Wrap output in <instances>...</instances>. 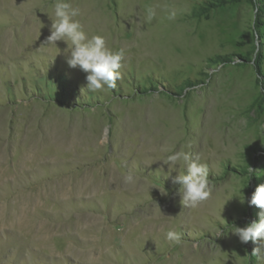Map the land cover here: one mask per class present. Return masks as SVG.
Returning <instances> with one entry per match:
<instances>
[{
  "label": "rangeland",
  "instance_id": "374dc122",
  "mask_svg": "<svg viewBox=\"0 0 264 264\" xmlns=\"http://www.w3.org/2000/svg\"><path fill=\"white\" fill-rule=\"evenodd\" d=\"M55 2L0 0V264H264L231 231L258 222L264 185V0H68L125 51L97 92L46 44ZM176 151L208 165L195 208Z\"/></svg>",
  "mask_w": 264,
  "mask_h": 264
},
{
  "label": "clouds",
  "instance_id": "9594fccd",
  "mask_svg": "<svg viewBox=\"0 0 264 264\" xmlns=\"http://www.w3.org/2000/svg\"><path fill=\"white\" fill-rule=\"evenodd\" d=\"M80 15L81 10L78 7H72L68 0H56L54 4L55 19L51 24V34L47 37L46 44L54 46L57 41H66L67 44H70L67 63L70 67H79L87 73L86 80L89 91L114 89L116 81L121 78L120 69L123 66L125 51L123 49L111 50L101 35L89 37L83 25L76 19ZM155 16V8H147L145 22L150 23ZM175 16L176 12L170 11L168 19H175ZM105 136H107V129H105ZM164 163L173 168L178 164L185 166V171L173 178V183L179 185L180 202L184 207L195 208L211 197L212 187L206 163L199 162L198 158L193 159L185 151L172 152L166 156ZM248 172L251 174L252 169L248 168ZM124 179L126 183H135V177L131 173ZM159 190L163 195L168 194L163 186ZM237 197L241 203H244L241 191ZM247 203L249 206H256L260 209L258 222H250L244 227H232L231 231L241 243L252 241L256 247L253 248L251 254L258 255L264 251V185L256 188ZM219 235H222L221 231L217 232V236ZM166 239L177 245L182 243L181 233L174 229L166 232Z\"/></svg>",
  "mask_w": 264,
  "mask_h": 264
}]
</instances>
